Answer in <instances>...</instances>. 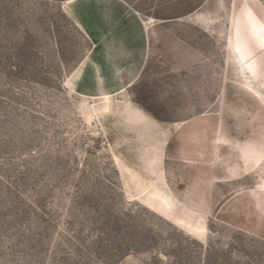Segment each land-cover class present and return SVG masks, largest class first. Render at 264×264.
Returning <instances> with one entry per match:
<instances>
[{
    "label": "rangeland",
    "instance_id": "1",
    "mask_svg": "<svg viewBox=\"0 0 264 264\" xmlns=\"http://www.w3.org/2000/svg\"><path fill=\"white\" fill-rule=\"evenodd\" d=\"M70 1L0 0V264H264V0H127L111 95Z\"/></svg>",
    "mask_w": 264,
    "mask_h": 264
},
{
    "label": "crops",
    "instance_id": "2",
    "mask_svg": "<svg viewBox=\"0 0 264 264\" xmlns=\"http://www.w3.org/2000/svg\"><path fill=\"white\" fill-rule=\"evenodd\" d=\"M68 12L93 44L81 63L85 66L76 68L85 72L78 79L91 81L83 93L117 94L134 84L148 53L149 28L133 5L127 0H71Z\"/></svg>",
    "mask_w": 264,
    "mask_h": 264
},
{
    "label": "bare ground",
    "instance_id": "3",
    "mask_svg": "<svg viewBox=\"0 0 264 264\" xmlns=\"http://www.w3.org/2000/svg\"><path fill=\"white\" fill-rule=\"evenodd\" d=\"M249 74H250V73L248 72V70H247L246 68H243L242 76L245 77V78H248ZM249 87H250V86H249Z\"/></svg>",
    "mask_w": 264,
    "mask_h": 264
}]
</instances>
